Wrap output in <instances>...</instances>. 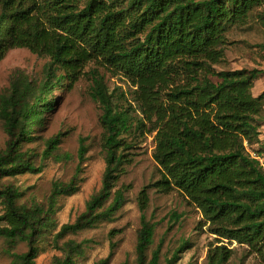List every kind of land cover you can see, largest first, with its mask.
<instances>
[{
	"label": "trees",
	"instance_id": "obj_1",
	"mask_svg": "<svg viewBox=\"0 0 264 264\" xmlns=\"http://www.w3.org/2000/svg\"><path fill=\"white\" fill-rule=\"evenodd\" d=\"M262 2L0 0V62L14 49L50 58L42 82L18 72L9 90L0 95V119L9 138L0 152V179L42 170L35 166L36 154L22 148L36 139V130L56 108L55 92L72 89L85 66L96 60L137 88L136 102L145 119L134 128L130 112L116 106L105 77L94 73L92 97L102 109L107 150L103 190L88 204L87 213L74 225L64 226L60 235L91 228L120 210L125 198L114 189L134 161L133 140L139 133H155L153 157L162 175L157 187L163 193L183 194L202 212L214 235L250 247L264 262V169L245 147L258 136L255 117L264 92L253 99L247 91L260 72L214 70L224 57L228 30L245 23ZM182 77L186 83L177 86L175 81ZM165 91L167 100L162 97ZM146 122L152 127L144 133ZM64 136L46 143L44 159L58 150ZM85 143L81 139L80 164L88 153ZM148 189L140 195L138 264H160L161 247L148 257L155 235V225L145 214ZM76 190L75 181L56 183L46 212L39 206H19L20 193L0 187V202L6 207L2 220L7 223L0 226V239L27 242L30 247L12 264H36V245L53 228L50 216L57 198ZM113 194L112 204L99 213ZM230 253L226 247L216 248L210 264L226 263Z\"/></svg>",
	"mask_w": 264,
	"mask_h": 264
},
{
	"label": "rangeland",
	"instance_id": "obj_2",
	"mask_svg": "<svg viewBox=\"0 0 264 264\" xmlns=\"http://www.w3.org/2000/svg\"><path fill=\"white\" fill-rule=\"evenodd\" d=\"M227 44L223 49L222 61L214 66L217 73L234 71L260 72L247 94L258 99L264 92V0L249 15L245 23L231 27L227 32ZM50 58L31 53L27 49L11 50L0 62V95L5 94L14 75L26 73L37 84L42 82ZM99 72L105 77L110 91L115 94L118 108L130 112L134 128L145 119L140 104L136 102V90L131 81L121 75L114 76L96 60L89 62L79 81L72 89L55 92L57 106L46 115L43 125L36 130L35 140L24 144L23 152L36 154L35 166L42 167L38 173H23L0 179V187H13L19 193V206L33 209L41 207L46 212L50 208V198L54 185L70 184L75 181L76 192L57 198L51 213L53 228L45 231L43 239L37 243L36 264H138V234L142 227L140 195L148 189L149 202L145 212L147 219L155 225L153 245L148 250L149 260L161 247L160 264H210L211 252L216 248L230 250L229 259L224 264H264L254 251L237 242L221 240L212 233L202 212L178 191L163 193L157 183L162 175L154 160L156 149L155 133L128 140L134 141L133 163L120 178L114 193L122 192L123 206L111 218L99 221L95 226L79 231H69L60 235L66 225H74L88 211V204L103 190L106 172L107 150L104 147L105 131L101 124L102 109L92 97L93 76ZM218 83L217 77H210ZM184 77L175 84H185ZM165 91L163 100H167ZM258 136L252 143L245 142L247 152L258 160L264 169V100L260 102V113L255 117ZM154 122L157 120L154 117ZM152 124L146 122L148 132ZM65 134L58 150L44 159L46 143L53 137ZM81 139L86 140L88 153L80 164L79 149ZM8 136L0 119V152L5 151ZM114 199L104 204L99 213L109 208ZM6 214L5 205L0 202V226H6L2 217ZM30 251L29 244L23 241L11 242L0 239V264H12L17 255Z\"/></svg>",
	"mask_w": 264,
	"mask_h": 264
}]
</instances>
